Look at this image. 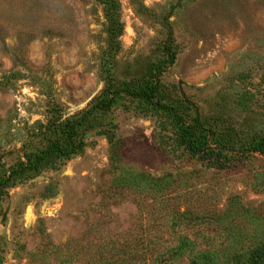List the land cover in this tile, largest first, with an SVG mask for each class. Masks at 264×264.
<instances>
[{
    "label": "rangeland",
    "instance_id": "obj_1",
    "mask_svg": "<svg viewBox=\"0 0 264 264\" xmlns=\"http://www.w3.org/2000/svg\"><path fill=\"white\" fill-rule=\"evenodd\" d=\"M108 75H150L238 140L264 135V0H0V264H250L264 157L209 168L139 101L93 112L76 154L29 169Z\"/></svg>",
    "mask_w": 264,
    "mask_h": 264
},
{
    "label": "trees",
    "instance_id": "obj_2",
    "mask_svg": "<svg viewBox=\"0 0 264 264\" xmlns=\"http://www.w3.org/2000/svg\"><path fill=\"white\" fill-rule=\"evenodd\" d=\"M117 34H120V30L115 27L110 29L109 35ZM107 80L108 86L89 109L79 116L66 119L60 125L64 133V146L59 141L52 142L41 156H37L29 169L37 171L45 158L54 152L66 158L76 154L82 147L77 134L82 128L91 126V114L109 112L121 96L143 103L154 115L162 118L156 132L165 140V144L170 145V150L178 151L188 158H196L209 168L235 167L252 154L264 157V135L256 136L248 132L242 141L238 140L232 128L220 130L217 125L201 117L196 104L182 90L177 95L171 94L170 90L163 89L157 78L150 75L122 84L121 87L112 83V76L108 75ZM263 254L264 246L256 249L250 264H264Z\"/></svg>",
    "mask_w": 264,
    "mask_h": 264
}]
</instances>
